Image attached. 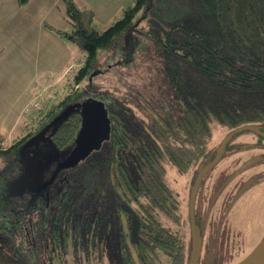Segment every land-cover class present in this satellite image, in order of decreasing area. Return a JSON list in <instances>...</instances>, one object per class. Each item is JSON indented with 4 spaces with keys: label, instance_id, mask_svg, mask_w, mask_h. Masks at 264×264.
Here are the masks:
<instances>
[{
    "label": "trees",
    "instance_id": "1",
    "mask_svg": "<svg viewBox=\"0 0 264 264\" xmlns=\"http://www.w3.org/2000/svg\"><path fill=\"white\" fill-rule=\"evenodd\" d=\"M18 1L25 4L29 0ZM63 1L74 25L67 34L85 52L73 79L77 85L89 82L88 89L106 102L112 119L107 159L102 166L113 204L110 211L123 230L118 261H135L128 235L139 264H187L191 246L186 233L164 220L182 218L166 180V162L181 172L196 167L198 171L210 153L213 120L229 128L257 124L264 130V0H135L103 31L92 27L94 12L80 0ZM134 31L145 38L136 49L145 59L154 60L159 72V99L155 101L159 110L147 99L138 103L140 93L129 96L117 88L104 91L90 83L91 74L103 71L98 52H112L126 39L130 43ZM122 36L126 37L124 44ZM86 89L72 85L32 115L31 123L42 129L66 105L81 100ZM81 122V113L73 112L53 135L54 142L61 148L72 143ZM30 135L10 145L0 140V160L11 164ZM79 175L76 172L63 180L62 193L49 219L51 247L61 242L60 238L65 239L66 247L67 240L79 233L74 231L82 230L85 236L83 230L89 222L102 224L105 208L97 207L103 201L97 197L90 210L88 204L84 206V200L95 191L89 190L86 177L79 183ZM88 210L95 218L86 214ZM91 246H84L87 254L93 252ZM164 253L170 254L168 261L162 259ZM51 255L57 258V263L51 264H66L58 247Z\"/></svg>",
    "mask_w": 264,
    "mask_h": 264
},
{
    "label": "rangeland",
    "instance_id": "2",
    "mask_svg": "<svg viewBox=\"0 0 264 264\" xmlns=\"http://www.w3.org/2000/svg\"><path fill=\"white\" fill-rule=\"evenodd\" d=\"M80 1L94 12L92 27L99 31L120 19L124 8L135 3V0ZM73 29L74 25L67 16L63 0H29L25 4L18 0H0V140L4 143L10 145L22 136L30 135V132L32 135L37 132L38 123H31V116L44 109L42 101L47 95L53 99L48 103L51 104L67 93L72 85H75V88L84 85L87 89L81 96L82 99L88 96L97 97L88 89L89 82L84 80L77 85L73 79L85 55L79 44L67 34ZM125 38L122 36L120 39L123 44ZM142 40L145 38L141 37L140 31H134L130 43L128 39L125 40L129 45H125V42L112 52L111 49H101L98 59L102 61L99 68L103 71L96 75L91 74L90 83L104 91L113 92L118 89L129 96L140 93L142 99L136 96L138 103H144V99H147L159 110V105L155 102L159 99V72L155 61L145 59L142 52L136 49ZM31 100L37 101L39 108L32 107L28 112H24V103ZM232 129L217 120L212 121L210 153L200 164L202 167L212 159V153L217 152L222 140ZM106 153L107 151L91 154L70 172V175L76 172L82 175H79L82 177L79 182L81 184L85 182L86 177L89 190L95 191L91 198L84 200V206L88 204L90 210L96 204L97 197L103 201L97 207L105 208L101 216L103 219L100 221L102 224L96 222L92 225V222H89L88 226L92 228L83 230L89 236L93 252L87 254L86 248L83 249L86 243L83 242L84 236L80 230L74 231L75 234L79 233L73 234L67 240L66 247L61 246L59 242L57 246L49 247V252L40 249L38 261L47 260L52 249L54 251V248L58 247L64 252L66 264H122L118 261L116 246L113 245L120 235V226L117 228L116 223H110V227L108 226L109 222L115 221V215L110 211L113 204L108 196V183L102 166L104 159H107ZM9 166L3 159L0 160V182L8 178L2 171ZM166 168L171 197L177 202V209L182 218L181 221H172L171 217V221L167 218L164 220L175 229L186 233L188 245L191 246L190 195L197 176V167L181 172L176 166L166 162ZM245 185L246 188L233 204L228 205ZM60 194L58 191L52 196V212ZM36 203L38 204L37 201ZM43 203L48 206V211L51 210L50 202L43 200L37 208L38 212L33 215L40 221L39 225H42L38 216L43 212ZM17 208L16 206L15 209ZM89 210L86 214L95 218ZM196 217L201 226L202 241L199 264H235L264 238V136L258 131L245 129L230 139L225 153L201 182L196 197ZM124 221L126 225L125 218ZM124 221L122 219L123 225ZM43 226L44 224L41 229ZM106 228H109L107 233L104 230ZM45 235L42 240L45 238L51 245L52 238L49 236L47 240ZM13 239L21 243L25 238L20 236L18 229ZM127 241L135 259L129 264H139L128 235ZM0 244H3L1 239ZM95 244L98 247H95ZM123 249L128 248L124 246ZM4 250L6 254H10L11 248L6 246ZM164 255L162 259L168 261L170 254Z\"/></svg>",
    "mask_w": 264,
    "mask_h": 264
},
{
    "label": "water",
    "instance_id": "3",
    "mask_svg": "<svg viewBox=\"0 0 264 264\" xmlns=\"http://www.w3.org/2000/svg\"><path fill=\"white\" fill-rule=\"evenodd\" d=\"M79 111L82 116L81 127L72 143L60 148L53 139L59 126L73 112ZM253 129L264 135V130L257 124H243L230 131L222 140L215 156L200 170L195 178L190 195V223L192 247L188 264H199L201 255V228L196 220V197L204 176L220 160L226 146L234 134ZM112 119L106 102L94 96L77 100L66 105L41 130L29 137L19 148L22 172L20 179L31 173V177L39 175L58 159L56 171L72 168L85 160L92 153L100 150L111 137ZM32 151V153L30 152ZM28 176V175H27ZM19 182V181H18ZM49 181H44L40 187H45ZM235 264H264V238Z\"/></svg>",
    "mask_w": 264,
    "mask_h": 264
},
{
    "label": "flooded vegetation",
    "instance_id": "4",
    "mask_svg": "<svg viewBox=\"0 0 264 264\" xmlns=\"http://www.w3.org/2000/svg\"><path fill=\"white\" fill-rule=\"evenodd\" d=\"M107 149V145L105 144L102 149L97 152L103 153L105 151H108ZM251 160L252 158L249 160V162H251ZM57 162L58 159L52 161L50 166L46 168L41 173V175H39L38 179L37 177H31V173L27 174L28 176L25 175L24 178L20 179L23 164L19 160V157H15L12 160L11 168H9L8 172V178L5 180V184L3 187L4 200L2 201V205H0L1 209H5L9 212L7 218H5L6 213L4 212L1 213L4 215V217L0 218V221L6 226L4 227V225L0 223V239L3 240V244H0V264L57 263L55 259H51V253L48 255L47 260L41 259V261H38V253L40 252V249L43 248L44 252H49V247H51V245L48 241L45 240V238L42 240V237L45 234H51L52 223L50 220V223H48V227L41 229V226L43 224L39 225L40 221L33 217L34 213L38 212L37 208L40 206L43 200H45L47 203H52V196H54V194H56L58 191L59 194L61 193L63 189V180L70 175V172L74 168H76L74 167L71 169L56 171ZM46 180L49 181V184L45 187H40L41 184ZM18 181L19 185L16 183ZM246 185L236 194L234 199L228 205L231 206L233 204V202L241 194V192L244 191ZM36 201L38 202V204L36 203ZM16 206H19L20 214L27 217H23L22 219H19L18 217L12 218L13 214L10 213V211L16 212L18 210V208L15 209ZM44 206L47 205L44 204ZM38 218L39 220H41L40 216H38ZM16 225H19L20 227L18 228L20 231V236L22 238H25L21 243L16 242L14 239H12L14 233L18 231L17 229H15ZM104 230H106V233L109 232L108 229ZM119 230L120 235L113 242V245L116 246L115 252L118 253V257L121 251L119 244L124 240V238L122 237L123 230ZM84 232L85 236L83 242L84 244L86 243V245H88L90 243V239L89 236L86 235V231ZM45 236L47 237V240H49V236L52 238V235ZM60 239L61 246L64 247L65 239ZM4 245L5 248L6 246H9L11 248V250L9 251L10 254H6V251L4 250L5 248H3ZM16 254L18 256H16Z\"/></svg>",
    "mask_w": 264,
    "mask_h": 264
},
{
    "label": "crops",
    "instance_id": "5",
    "mask_svg": "<svg viewBox=\"0 0 264 264\" xmlns=\"http://www.w3.org/2000/svg\"><path fill=\"white\" fill-rule=\"evenodd\" d=\"M48 96V95H47ZM56 100V99H55ZM29 102V101H28ZM27 102V103H28ZM26 102L24 103V105L23 106H25L26 104H27ZM31 118H32V116H31ZM9 172V168H7L6 170H4V171H2V174H4V176H8V173ZM1 174V173H0ZM4 184H5V180L4 181H1L0 182V189H1V191H0V205H2V201L4 200L3 199V192H4V190H3V187H4ZM42 214H41V222H42V224H44L45 226H46V224L47 223H50V218H51V214H52V209L51 210H49L48 211V209L46 208V206L42 209ZM47 211V212H46ZM2 212H4V213H6V216H5V218H7L8 217V211L7 210H5V209H1L0 208V218H3L4 217V215L3 214H1ZM10 213H12L13 215H12V218H16V217H18L19 219H22L24 216L22 215V214H20V210H17L16 212H13V211H10ZM49 220V221H48ZM15 221V220H14ZM16 222V221H15ZM18 228H20V227H17L16 229L18 230ZM46 228H47V226H46ZM13 239V238H12Z\"/></svg>",
    "mask_w": 264,
    "mask_h": 264
}]
</instances>
